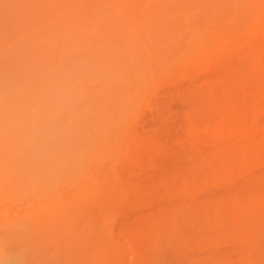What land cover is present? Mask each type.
Returning <instances> with one entry per match:
<instances>
[{"label":"rangeland","instance_id":"obj_1","mask_svg":"<svg viewBox=\"0 0 264 264\" xmlns=\"http://www.w3.org/2000/svg\"><path fill=\"white\" fill-rule=\"evenodd\" d=\"M0 264H264V0H0Z\"/></svg>","mask_w":264,"mask_h":264},{"label":"bare ground","instance_id":"obj_2","mask_svg":"<svg viewBox=\"0 0 264 264\" xmlns=\"http://www.w3.org/2000/svg\"><path fill=\"white\" fill-rule=\"evenodd\" d=\"M163 30V29H162ZM163 32H165V31H163Z\"/></svg>","mask_w":264,"mask_h":264}]
</instances>
